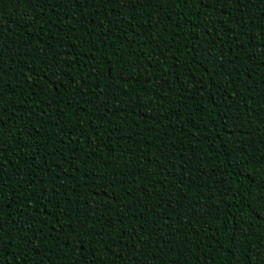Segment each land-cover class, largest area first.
<instances>
[{
    "label": "trees",
    "instance_id": "16d2710c",
    "mask_svg": "<svg viewBox=\"0 0 264 264\" xmlns=\"http://www.w3.org/2000/svg\"><path fill=\"white\" fill-rule=\"evenodd\" d=\"M203 11L0 0L6 262L264 264V2Z\"/></svg>",
    "mask_w": 264,
    "mask_h": 264
},
{
    "label": "snow or ice",
    "instance_id": "6c2138e0",
    "mask_svg": "<svg viewBox=\"0 0 264 264\" xmlns=\"http://www.w3.org/2000/svg\"><path fill=\"white\" fill-rule=\"evenodd\" d=\"M33 7L36 9H42L45 4H51L52 0H30ZM75 2V0H74ZM106 3H112L117 4L120 7H129L132 5H140L144 3V0H105ZM169 2H172V0H169ZM195 2V0H193ZM261 2H264V0H261ZM149 3H151V0H149ZM247 3H250V0H199V7L204 9L202 15L207 18L208 10H214V11H220L221 8H227L231 4H236L237 8H239L241 5H245ZM159 7V5H157ZM231 15V13H229ZM208 36H212V33L209 31L207 33ZM203 47V45H201ZM207 51V49H204ZM164 64H167V59L163 61ZM212 63V60L209 59V64ZM179 67V65H177ZM222 67V66H221ZM56 68H58V64L54 65L53 68H50L48 72L50 73V76H56L57 71ZM5 62L0 59V83H2L5 73ZM43 75V73H42ZM216 75H220L219 72L216 73ZM202 83V82H201ZM12 115L10 109H5L3 106V93L0 92V136L4 135V128H5V119L6 117ZM13 130L11 128L8 129V133L12 134ZM0 156H2V150H0ZM6 173L3 171L2 168H0V264H14V261L9 259L7 262L5 261V244L7 241L5 240L6 233L5 225L8 224L11 226V229H14V231L11 232L10 238H15V235L17 232L22 233V239H27V233L28 231H31V227L29 226V217L31 216V211L27 212L24 216L23 220H18L16 218V213L12 211L13 206L16 205V202L21 199V196L16 191L15 188L12 187L11 184H8L5 182ZM5 189H8V191H5ZM131 195V192L128 193ZM155 195V193H153ZM252 196H259L260 199L264 200V185L261 186L259 193L252 192L249 199L251 200ZM32 198V194H28V199ZM25 207H28V205H25ZM37 209L33 208L32 211H36ZM8 213V215H5V213ZM264 219V217H262ZM245 222L244 218L241 217V220L238 221V223ZM139 233H136L138 235ZM237 236H244L246 233L240 232L236 234ZM37 239L39 237L37 236ZM34 243V241H33ZM238 243H244L243 239H240ZM111 247V245H109ZM96 253H99V249L97 248ZM257 255H260V253H256ZM86 264H99L98 261L88 259L87 257H84ZM75 264H80V261L77 260Z\"/></svg>",
    "mask_w": 264,
    "mask_h": 264
}]
</instances>
